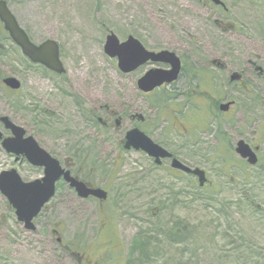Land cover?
I'll list each match as a JSON object with an SVG mask.
<instances>
[{"label":"rangeland","instance_id":"1","mask_svg":"<svg viewBox=\"0 0 264 264\" xmlns=\"http://www.w3.org/2000/svg\"><path fill=\"white\" fill-rule=\"evenodd\" d=\"M180 4L184 1L13 0L17 17L33 40L59 43L67 71L28 70L22 58L17 75L23 88L18 96L1 95L0 113L12 114L44 148L75 170L96 176L110 194L107 201L98 202L60 191L36 219L38 228L32 232L18 221L0 192V264H75L51 239V228L63 222L56 236L91 239L99 220L109 219L110 213L122 242L117 264H264V169L239 163L227 168L224 159L216 157L215 130L220 125L208 111L211 96L192 106L190 99L171 92L168 108L160 109L153 105L157 94L143 95L136 84L153 65L125 74L117 59L104 51L106 37L113 32L121 41L133 35L150 50L186 51L197 62L221 58L236 68L238 59L253 57L241 42L216 34L212 27L209 36L185 35ZM250 88L260 95L249 97L222 85L223 96L239 99L236 114L224 118L235 125L225 131L233 146L244 139L259 146L261 154L264 83ZM106 107L121 118L119 126L112 121L104 128L93 118L92 109L108 117ZM237 112L246 121L256 120L248 126ZM131 113L144 114L146 121L133 122ZM193 114H198L199 123L204 121L207 131L196 130L194 139L191 129L181 126H189L188 116ZM132 122L189 166L205 170L208 184L199 189L197 178L173 174L169 162L157 166L146 153L125 150L121 140ZM13 167L25 180L43 174L25 161L16 163L0 146V172Z\"/></svg>","mask_w":264,"mask_h":264},{"label":"flooded vegetation","instance_id":"2","mask_svg":"<svg viewBox=\"0 0 264 264\" xmlns=\"http://www.w3.org/2000/svg\"><path fill=\"white\" fill-rule=\"evenodd\" d=\"M182 1H184L185 7L184 5L180 4V12L181 18L184 20L183 28L185 35L190 37H194L196 35L209 36L208 27H212L216 34L230 36L232 37V39H236L238 42H241L245 50L248 53H252L253 57L243 59L244 61H240L238 59V67L233 68V66L230 65V63H228L225 59L217 58L211 60L210 62H197L192 58L191 54L187 53L186 51L181 54L177 53L181 60V69L178 78L172 83L163 85L162 87H160V89H155L148 93L141 90L139 91L146 96L154 94L158 95L162 90V92L167 91L170 94L171 92H174V94L176 93L179 96L184 95L185 97H187V99H190L189 104H192V106H197V101H200V99H205L206 102L207 100L209 101L207 95H210L211 102L208 105V107L210 108L208 109V111L214 117V121L217 122V125H220V122H222L224 130L227 131L228 128H232V126H234L235 124H232L231 122H228L226 119H224L225 115L231 114L233 112H235L236 114V111L238 110L239 99L234 97L233 94L232 96L230 94L223 96L224 94H222L221 91L222 85L228 87L231 86L235 89V91L243 90L247 96L253 97L256 95L259 96L260 94H257L255 90L251 89L250 85H257L261 82L264 83V55L262 54L264 53V0H180V3ZM0 2L5 3L9 10L16 16L17 20L25 29L31 41H33L37 45L43 42H36L32 39L30 32L24 25H22L14 11V8L12 6L13 0H0ZM22 58L26 60L27 67L29 68L28 70L41 68L50 72V70H48L45 65L33 62L23 52L22 47L13 39L10 32L6 29L5 23L0 17V101H2L1 95L13 94L18 96L20 91L22 90L23 82L17 75L18 73H20V69L22 67ZM147 64L153 65V63ZM141 67H139L138 69H140ZM159 67H162L165 70L171 69V65L168 63H159ZM138 69H136L135 71H137ZM135 71H132L131 73ZM9 76H14L19 79L21 85L18 89H14L5 83V79ZM138 80L139 78L137 79V82ZM213 92L216 93L217 96L212 94ZM222 103H231L228 110L221 109ZM20 106H22V103L20 104ZM91 112L93 113V118L96 119L97 122L102 123V126L104 128H108L112 121L118 126L121 124V118L117 116L116 112L110 110V108L108 107L105 108L104 112V116L108 115V117L103 118L99 116V114H97L93 109ZM11 115L0 113V128L5 136L10 135V130L6 128L5 124L1 121V118L4 116L12 117ZM129 116L133 122L139 121L138 123H144L146 121L145 115L141 113H131ZM189 117H191L192 120L191 124H189V126H185L182 124L181 126H183L185 130L191 129V136L193 137V139L196 135V130L207 132L206 130H203L205 124L202 122L204 121H202L201 123H199L201 119L197 121L198 114H193L188 116V118ZM238 117L241 118L242 116L238 114ZM242 119L244 123H247L248 126H252V124L256 120L255 119L253 121H250L248 119L247 122L244 117H242ZM14 122L18 125H21L15 119ZM133 122L131 123L130 128L127 130V132L134 128H139L147 136L150 135L147 133L149 132L148 130L146 131V129H144V131L141 127H139V124ZM218 128L219 126L216 127L215 131L219 130ZM28 135L32 134L28 133ZM125 137L126 134L121 140L122 146L125 143ZM149 137H151V135ZM153 137L154 136H152L151 138L157 144L172 153V157L161 159V163L158 164L155 157L150 156L144 151L142 152L146 153L149 156L150 160L157 166H162L165 164V162H169L170 171L175 175H191L185 173L181 169L174 168L172 166L173 158L179 159L186 165L187 163L179 158L176 153L169 150V147L166 144L157 142ZM251 147L254 150H257L259 146H254L252 144ZM131 150L135 149L131 148ZM260 152L261 148L258 149L259 155ZM52 155L56 157L54 154ZM11 157L14 158L16 163H20L23 161L29 163L26 157L22 155L19 157L12 155ZM56 158L60 161L61 166L65 170H69L71 172V175L74 178L84 182L89 188L104 189L105 191H107L108 196L106 199H99L92 195L87 198H83L79 196L76 188L72 187L70 182L65 180L64 176H62L56 182V194L61 191L65 193L75 194L76 196H78V198H81L83 200L93 199L98 202H104L108 200L110 194L109 190L106 186L100 185L97 182L96 176L93 177V174H88L83 169V171L75 170L74 166L69 165L67 160H61L58 157ZM37 168H41L44 174L43 167ZM43 174H41V176L39 177H35L34 179L42 178ZM194 177L197 178L196 176ZM49 207L50 206L47 205L45 208ZM101 212V208H99V211L97 213L99 219L101 218ZM113 218L114 217L112 213H110L109 219L105 218L103 222L99 220L98 224L101 225L98 228L97 234L94 237H91V239H87L86 236H82L70 241L65 240V238H63L62 236H56V234H59V228L63 227V222H60V224H58V227L51 228V233L54 234V236H52L53 238L51 239L57 240V244L60 247V250L63 251V255L66 257L70 256L75 264H117V255L122 247V242H118V238L114 230Z\"/></svg>","mask_w":264,"mask_h":264},{"label":"water","instance_id":"3","mask_svg":"<svg viewBox=\"0 0 264 264\" xmlns=\"http://www.w3.org/2000/svg\"><path fill=\"white\" fill-rule=\"evenodd\" d=\"M0 17L5 23L6 29L13 39L22 47L23 52L36 63H41L58 73L66 71L60 58V47L57 41L48 39L40 45L33 43L27 32L20 26L17 18L9 10L5 3L0 2ZM105 53L112 58L118 59V66L124 73L132 72L138 67L148 63H168L171 69L152 68L138 80V87L143 92H151L161 87L165 83L175 81L180 73L181 60L177 54L170 50L151 51L134 36H129L125 41L111 32L105 42ZM5 82L12 88H19L21 83L15 77H8ZM230 103L223 104L222 110H228ZM12 135L4 138L0 129V141L3 148L10 154L24 155L27 160L36 166L45 168L44 177L33 181H25L16 168L3 170L0 173V192L7 198L11 206L15 209L17 218L29 231H35L37 226L34 219L43 210V207L55 196L56 182L62 176L75 187L79 196L87 198L90 195L99 199H106L107 191L102 188H89L87 185L77 180L71 175L69 170H65L60 161L53 157L44 149L34 136H25L27 130L15 124L8 116L1 118ZM142 149L150 156L156 158L158 164L161 159L172 157V153L155 143L139 128H134L127 132L125 149ZM236 152L251 165H256L259 161L257 152L244 140L237 143ZM172 166L185 172L198 176L200 185L207 182L205 170L196 167L191 168L179 159L173 158Z\"/></svg>","mask_w":264,"mask_h":264},{"label":"trees","instance_id":"4","mask_svg":"<svg viewBox=\"0 0 264 264\" xmlns=\"http://www.w3.org/2000/svg\"><path fill=\"white\" fill-rule=\"evenodd\" d=\"M171 97H172L171 94L168 93L167 91L166 92L160 91L159 94L157 95V98L154 99L156 101L153 102V105H156L160 109L164 107L163 108L164 110L168 108L166 107L168 106L167 102L170 100ZM218 131L219 132L217 133V138L219 140V144L217 145V149H216V157L224 159L225 161L224 166L227 168L235 163H239V165L241 164L242 167L243 166L246 167L248 165L246 161H243L238 157L237 158L234 157V146L232 143L229 142V137L228 135H226L227 133L223 130L222 127ZM258 165H260V167L264 169V151L260 154V162ZM199 189L201 188L199 187ZM256 209L259 212L263 211L262 209H259L257 205H256Z\"/></svg>","mask_w":264,"mask_h":264}]
</instances>
